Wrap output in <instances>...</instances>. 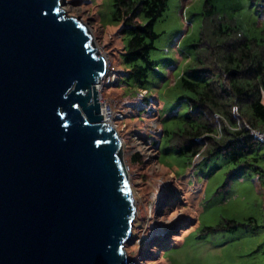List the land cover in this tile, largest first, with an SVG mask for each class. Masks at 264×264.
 <instances>
[{"label":"water","instance_id":"1","mask_svg":"<svg viewBox=\"0 0 264 264\" xmlns=\"http://www.w3.org/2000/svg\"><path fill=\"white\" fill-rule=\"evenodd\" d=\"M108 60L61 0H0V264H128L137 210Z\"/></svg>","mask_w":264,"mask_h":264},{"label":"rangeland","instance_id":"2","mask_svg":"<svg viewBox=\"0 0 264 264\" xmlns=\"http://www.w3.org/2000/svg\"><path fill=\"white\" fill-rule=\"evenodd\" d=\"M204 2L168 0L154 26L159 34L150 54L155 71L138 83L146 94L140 89L131 97L126 86L99 90L122 141L136 203L125 245L128 264H264V156L257 170H237L223 157L196 163L197 158L179 156L161 137L162 128L180 125L173 119L161 123V108L169 104L179 117L186 111L190 94L181 87V77L194 78L188 71L194 57L191 45L201 30ZM113 3L61 0V10L87 25L114 77L127 67L121 55L127 38H121L122 25L113 20ZM243 10L249 15L248 6ZM258 26L248 22L254 36L264 37V22ZM142 108L151 110L141 114ZM259 143L264 152V143ZM227 222L238 226L233 229Z\"/></svg>","mask_w":264,"mask_h":264},{"label":"trees","instance_id":"3","mask_svg":"<svg viewBox=\"0 0 264 264\" xmlns=\"http://www.w3.org/2000/svg\"><path fill=\"white\" fill-rule=\"evenodd\" d=\"M167 2L114 0L113 20L122 25L121 38H127L121 53L127 67L115 72L110 85L126 86L124 91L131 97L138 91L146 94L138 83L155 71L150 54L159 34L154 26ZM248 22L256 27L263 24L264 0H205L201 30L191 45L194 57L188 71L194 78L181 77V87L190 94L185 114L176 116L169 104L161 108L164 114L158 111L161 123L170 119L180 123L162 128L161 136L179 156L197 158L196 163L223 157L237 170L259 169L264 152L252 131H264V37L254 36ZM148 110L142 108L141 114ZM133 161H138L136 156ZM227 224L233 229L238 226Z\"/></svg>","mask_w":264,"mask_h":264},{"label":"built area","instance_id":"4","mask_svg":"<svg viewBox=\"0 0 264 264\" xmlns=\"http://www.w3.org/2000/svg\"><path fill=\"white\" fill-rule=\"evenodd\" d=\"M111 69L112 68H109V66H108L107 73L104 76L103 80L101 81L100 85L98 86V91L100 90V88L102 86L110 85L111 82L113 81L114 77L112 76V71H114V70H111ZM99 103H100V106H101L102 114L104 116V121L105 122H109V124H111L112 116H111V112H110L111 110H110L108 104L105 101L101 100L100 96H99ZM106 111H109V113L108 112L106 113ZM252 135H253V137H254V139L256 141L264 143V131L253 130L252 131Z\"/></svg>","mask_w":264,"mask_h":264},{"label":"bare ground","instance_id":"5","mask_svg":"<svg viewBox=\"0 0 264 264\" xmlns=\"http://www.w3.org/2000/svg\"><path fill=\"white\" fill-rule=\"evenodd\" d=\"M108 111H106V113H107ZM107 116V115H106Z\"/></svg>","mask_w":264,"mask_h":264}]
</instances>
